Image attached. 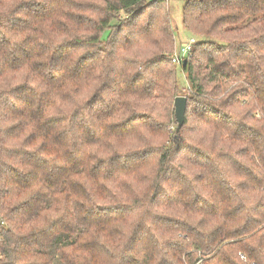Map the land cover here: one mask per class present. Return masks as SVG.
<instances>
[{
    "label": "trees",
    "instance_id": "1",
    "mask_svg": "<svg viewBox=\"0 0 264 264\" xmlns=\"http://www.w3.org/2000/svg\"><path fill=\"white\" fill-rule=\"evenodd\" d=\"M183 25L185 66L167 0H0V264H264V0Z\"/></svg>",
    "mask_w": 264,
    "mask_h": 264
},
{
    "label": "rangeland",
    "instance_id": "2",
    "mask_svg": "<svg viewBox=\"0 0 264 264\" xmlns=\"http://www.w3.org/2000/svg\"><path fill=\"white\" fill-rule=\"evenodd\" d=\"M169 11L172 17V28L176 34V50H179L181 47L190 45L191 47L195 46L197 42L195 38L188 34L184 25H183V9L186 4V0H167ZM197 44V43H196ZM179 80H180V93L177 97L188 98V92L190 91V86L186 82L185 76L179 71ZM175 101V100H174ZM175 111V103H174Z\"/></svg>",
    "mask_w": 264,
    "mask_h": 264
},
{
    "label": "water",
    "instance_id": "3",
    "mask_svg": "<svg viewBox=\"0 0 264 264\" xmlns=\"http://www.w3.org/2000/svg\"><path fill=\"white\" fill-rule=\"evenodd\" d=\"M186 61H184V66L186 65ZM175 103V118L178 123L177 133L183 128L185 124V115L187 110V98L185 97H177L174 101Z\"/></svg>",
    "mask_w": 264,
    "mask_h": 264
},
{
    "label": "built area",
    "instance_id": "4",
    "mask_svg": "<svg viewBox=\"0 0 264 264\" xmlns=\"http://www.w3.org/2000/svg\"><path fill=\"white\" fill-rule=\"evenodd\" d=\"M192 47L190 45H186L181 47L179 50H176L173 54L172 61L176 65H181V63L184 61V59L191 54Z\"/></svg>",
    "mask_w": 264,
    "mask_h": 264
}]
</instances>
